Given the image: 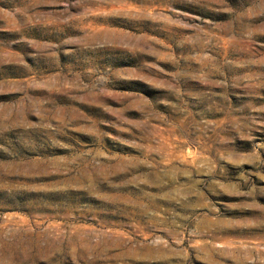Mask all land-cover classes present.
<instances>
[{"label":"rangeland","instance_id":"rangeland-1","mask_svg":"<svg viewBox=\"0 0 264 264\" xmlns=\"http://www.w3.org/2000/svg\"><path fill=\"white\" fill-rule=\"evenodd\" d=\"M0 264H264V0H0Z\"/></svg>","mask_w":264,"mask_h":264}]
</instances>
